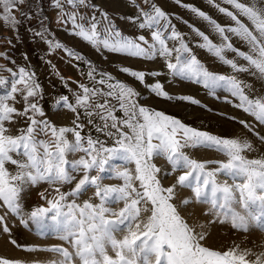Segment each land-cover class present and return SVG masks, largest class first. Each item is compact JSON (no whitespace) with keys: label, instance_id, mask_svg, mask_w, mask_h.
Segmentation results:
<instances>
[{"label":"snow or ice","instance_id":"snow-or-ice-1","mask_svg":"<svg viewBox=\"0 0 264 264\" xmlns=\"http://www.w3.org/2000/svg\"><path fill=\"white\" fill-rule=\"evenodd\" d=\"M176 2L179 4L180 0ZM209 2L216 6L214 0ZM224 2L235 10L217 6L218 11L232 21L228 26L216 23L195 7L181 5L208 21L223 40L220 45L214 44L206 34L193 29L203 41L198 46L205 48L234 73L246 72L264 80V0H250L247 4L240 0ZM24 3L25 0H0V21L10 23L15 30L20 21L14 13ZM143 3L149 5L148 10L138 8V16L129 19L137 23L140 30L149 31L150 40L144 35L134 38L123 35L107 13L100 12V19L95 15H81L76 9L87 6V0H53L52 6L59 9L57 23L71 24L69 34L97 51L148 60L159 56L164 59L169 72L176 76L195 79L208 89L218 84L227 87L239 101L236 106L264 124V96L247 95L245 89L249 85L235 75L208 71L192 54L168 14L151 0H143ZM65 5L73 11H68ZM47 31L42 27L34 35L47 43L49 55L61 50L69 59L83 61L89 68L86 75L91 86L78 82L79 91L72 93L74 102L68 96L56 101L58 106L77 113L72 121L74 127H58L47 119L36 118L45 113L38 103L30 100L41 91L34 73L21 66L16 71L8 70L9 79L0 77V88L10 84V89L0 95V207L6 210V214L21 217L20 223L24 224L20 198L26 186L41 182L51 186L68 184L74 179L70 170L83 172L71 191L61 193L60 188L55 187L58 195L53 199L41 194L47 199L48 206L36 207L29 214L30 220L37 225H42L49 213L53 214L51 219L56 222L58 238L64 244L43 249L58 257L49 264H264V252L256 254L251 249L241 250L238 245L224 251L207 247L204 226L189 224L173 203L176 187L188 188L197 203L209 205L206 215L214 218L210 223H230L237 231L247 232L255 227L264 232V157L250 159L244 155L252 150L251 142L218 137L185 125L162 111L140 105L139 94L133 88L114 80L108 73L98 72L82 54L69 50L54 38L48 39ZM226 33L244 41L248 51L234 49ZM169 41L176 43L169 47ZM225 51H235L245 63L241 65L227 59L223 54ZM118 71L141 83L145 81L144 72L127 67ZM151 75L158 76L159 73ZM149 91L158 97L173 99L160 83L150 85ZM21 93L24 107L19 110L8 101H14ZM175 99L198 104L186 96ZM81 109L89 117V123H93L91 117H98L101 125L96 127V132L112 139V146L99 138L82 135ZM116 111H120L122 117H117ZM15 116L24 117L25 126L17 130V135H10L5 124L14 123ZM240 123L252 131L247 122ZM68 134L73 139L70 140ZM201 146L213 148L226 160L202 162L192 159L184 151ZM78 152L83 153L78 160L68 159L69 155ZM159 158L170 166L165 175L180 173L175 184L162 185L159 174L164 170L153 162ZM112 159L123 162L120 165L123 170H113L112 177L121 183L105 185L102 173ZM209 163L216 164V167L209 168ZM8 164L15 167L14 173L6 167ZM129 164L134 165V169H129ZM92 172L97 174L92 175ZM221 174L229 179L220 181L218 175ZM88 188L94 190L93 196L82 204L77 203L76 198ZM69 197L73 199L69 200ZM93 199L98 202L93 203ZM189 202L188 199L182 201L183 204ZM115 204L123 206L115 209L112 207ZM0 226L3 233L10 235L4 216H0ZM118 233L122 234L120 238ZM10 242L16 243L15 240ZM0 264L20 262L0 258Z\"/></svg>","mask_w":264,"mask_h":264},{"label":"rangeland","instance_id":"rangeland-1","mask_svg":"<svg viewBox=\"0 0 264 264\" xmlns=\"http://www.w3.org/2000/svg\"><path fill=\"white\" fill-rule=\"evenodd\" d=\"M151 2L168 14L171 24L175 26L177 32L182 34L192 54L208 71L225 76L235 75L239 80L249 85L245 89L247 95L250 97L264 96V80L246 72L234 73L231 68L222 64L213 54L198 46L203 41L193 29H199L214 44L220 45L223 40L208 21L198 17L187 7L181 6L195 7L211 17L216 23L228 26L232 24V21L226 15L220 13L218 7L235 10L231 9L230 5L225 3L224 0H214L216 6L210 3L209 0H180L179 4L176 0H151ZM240 2L247 4L250 0H240ZM52 5L53 0H25V3L19 5L15 10L16 19L20 21L15 26V30H13L10 23L5 24L0 21V54H2V58H0V69H2L0 70V77L9 79L10 73L8 70L16 71L21 66L25 67L30 73H34V79L40 85L41 91L30 100L38 103V106L45 113L43 117L37 116V119H47L58 127H74L72 121L76 119L77 113L58 106L56 101L62 96H68L70 101L74 102L72 93L79 91L78 82L91 86L86 75L89 68L83 61L71 60L61 50L53 51L49 55L47 43L34 35L36 31L45 27L48 29L45 33L48 39L54 38L69 50L82 54L85 60L92 62L98 72L108 73L114 80L123 82L133 88L139 94L137 99L140 105L162 111L179 119L185 125L218 137L247 139L252 144V150L245 152L244 155L250 159L264 157V124H260L253 117L240 110L236 106L239 103L238 99L231 94L227 87L218 84L216 87L208 89L195 79L176 76L169 72L165 67L164 59L159 56L148 60L131 57L123 53L97 51L77 36L69 34L71 24L57 23L59 9ZM65 8L68 11H73L67 5H65ZM138 8L147 11L149 5L144 4L143 0H87V6H79L76 11L84 16L95 15L98 19H100V12L107 13L110 21L123 35L133 38L144 35L146 39L150 40L149 31L140 30L137 23H133L129 19L138 16ZM241 19L244 18L241 17ZM244 22L248 23L246 20ZM225 35L228 36L234 49L248 51V45L240 38L231 33ZM175 43V41H169L168 46L172 47ZM223 54L227 59H232L238 64L243 65L245 63L237 57L235 51H225ZM172 62H174V56ZM122 67L144 72L145 81L141 83L133 77L118 71ZM151 73H159V75L153 76ZM155 83H160L163 90L173 99H164L150 92L149 86ZM8 89H10V84L6 88H0V95H4ZM185 96L195 99L198 104L175 99V97ZM8 103L22 110L24 107L23 94H17L15 100H10ZM112 103H115V101H112ZM114 114L117 117H122L120 111H116ZM79 116V122L84 125L83 136L99 138L106 145L112 146V139L103 133L96 132V127L101 125L98 117H91L93 123H89V117L84 114L82 109L79 111ZM13 119L14 123H6L5 126L10 130L8 134L17 135V130L25 126V118L15 116ZM240 121L247 122L252 131L245 128ZM124 131H127V129H124ZM40 138L43 139L44 137L41 136ZM68 138L73 139L71 134H68ZM184 151L192 159L202 162L226 160L223 154L208 146L187 148ZM82 155L83 153L78 152L69 155L68 159L78 160ZM153 162L157 167L164 170L159 174L162 185L168 187L175 184L180 173L165 175L166 172L170 171L167 162L162 158L155 159ZM122 164L123 162L119 159H112L108 162L104 173H102L104 177L103 184L117 185L121 183V181L112 177L113 170H123L120 168ZM6 167L13 173L16 171L11 164L6 165ZM127 167L134 169V165L131 164ZM208 167L215 168L216 164L209 163ZM70 172L74 177L71 183L51 186L48 183L41 182L35 186L28 185L24 188L20 198V205L24 213V224L20 223L21 217L15 214H6V210L0 207V216L5 217L7 226L10 229L9 235L3 233L2 226H0V258L18 261L20 264H49L50 261L58 258L56 254L43 250L64 244L58 238L59 232L56 222L51 219L53 214L49 213L42 225L33 223L29 218V214L36 207L48 206L47 199H53L58 195L54 190L55 187H59L61 193H67L75 188L82 178L83 172L73 170H70ZM91 174L96 175L97 173L92 172ZM218 179L223 181L229 178L221 174L218 175ZM93 192L92 188H88L83 195L76 198V202L82 204L93 196ZM41 194H44L47 199L42 198ZM68 199L72 200L73 198L69 197ZM185 199L190 202L183 204L182 201ZM92 202L97 203L98 201L93 199ZM173 203L177 205L181 215L189 224L204 226L203 231L206 233L204 243L207 247L224 251L238 245L241 250L251 249L256 254L264 252V232L257 230L255 227L243 232L234 230L230 223H210L209 221L214 218L206 215L209 205L197 203L192 197L190 189L177 186ZM122 206V204H115L112 207L119 209ZM197 231H200V228H197ZM117 236L120 238L122 234L118 233ZM11 240H15L16 243H11ZM64 246L67 247L66 244ZM249 259H254V257L249 256Z\"/></svg>","mask_w":264,"mask_h":264},{"label":"crops","instance_id":"crops-1","mask_svg":"<svg viewBox=\"0 0 264 264\" xmlns=\"http://www.w3.org/2000/svg\"><path fill=\"white\" fill-rule=\"evenodd\" d=\"M15 17L17 18V15H15Z\"/></svg>","mask_w":264,"mask_h":264}]
</instances>
